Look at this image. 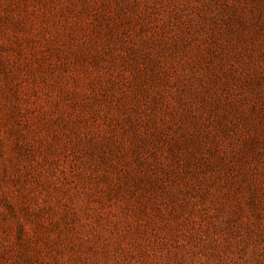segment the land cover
Wrapping results in <instances>:
<instances>
[{
    "label": "rangeland",
    "instance_id": "rangeland-1",
    "mask_svg": "<svg viewBox=\"0 0 264 264\" xmlns=\"http://www.w3.org/2000/svg\"><path fill=\"white\" fill-rule=\"evenodd\" d=\"M0 264H264V0H0Z\"/></svg>",
    "mask_w": 264,
    "mask_h": 264
}]
</instances>
